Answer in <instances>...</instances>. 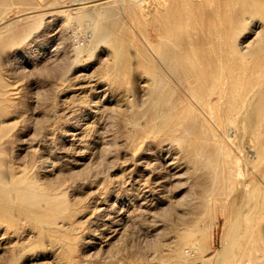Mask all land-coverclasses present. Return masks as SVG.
Listing matches in <instances>:
<instances>
[{
    "label": "bare ground",
    "instance_id": "6f19581e",
    "mask_svg": "<svg viewBox=\"0 0 264 264\" xmlns=\"http://www.w3.org/2000/svg\"><path fill=\"white\" fill-rule=\"evenodd\" d=\"M33 1L0 0V59L1 55L4 52L6 53L9 47L12 48L11 52L17 56L20 47L28 42L25 34L33 28L31 24L23 26L20 19L6 21L5 15L12 11L16 4H23L28 7ZM59 1H63L64 4L61 6L58 4L56 8L53 7L54 9L47 17H53L54 21H58L62 16L65 18L77 15L79 16L77 22L80 21V25L81 23L83 24L82 20H80L81 16L86 21L84 24L87 23L88 26V23H90L89 27H92L91 32L88 33L82 30L85 31L83 34L70 29L72 34L67 36L74 37L76 33L80 34L76 41L73 40L70 43V53H72V59H74L75 63L73 64L74 69L72 76L66 75L62 81L58 82L61 91L63 90L65 93L64 96L66 98L70 97L73 103L79 107L78 114L74 113L76 117L78 115L83 120H86L85 123L80 121H74L71 124L66 123L70 127L69 131L72 132V142H78L79 150H81V147L83 149L78 152L77 156H82L83 159L91 147L90 143L92 141L89 143L88 139L86 140L89 132L87 127H90L89 125L94 120L90 118L96 117L101 107L111 104L112 99L118 109L122 108V106L125 107V105L129 108L130 106L135 107L128 95L137 88L135 83L136 79L138 80L139 78L140 89H138L141 91L140 95L141 93L143 94L144 99L140 100L142 101L141 103L137 101L139 96L137 97L138 99H135L138 106H143L141 111L145 121L141 122L143 120L141 115L140 121L137 120L135 124L132 121L134 127L128 133V140H126L132 149L130 152L131 157L139 162L142 159H146L148 156L145 152H142L144 142L159 131L165 130L172 134L174 140L182 144L181 146L179 145L180 152L182 148L187 146L191 148V146H195L200 141L202 146H196L194 153L198 157L202 155L203 158L213 163V166L215 165L214 171L221 166L222 179H224L221 193L229 199V203L226 206L228 209L227 231L224 240L222 238L221 247L217 248L214 255L208 259L209 264H238V257L243 253L254 256L246 259L244 264H255L257 261L264 263V235L262 229L264 223V0ZM118 11L128 14L129 17L124 19L132 18L134 23L138 24L145 33L148 32L147 25L152 23L155 32L152 45L155 47L156 59L160 61V64L152 59L146 64L143 61H137L138 58H136L137 62L134 63L135 55H133L132 49L130 50L127 47V41L110 36L112 34L109 31L111 28H105L103 26L104 23L101 22L106 19H113V16ZM31 12L34 13L35 11ZM249 14H252V16H247ZM257 14L260 16L257 17ZM21 16L25 24H29L38 15L37 13L35 15L24 13ZM244 21L247 22V25H250L252 30L244 32L246 34L241 35V37L239 33L245 29ZM70 22L72 23V21ZM51 23L53 24V22ZM101 24L103 25L100 28ZM98 27L101 33L96 32ZM113 27L116 28L117 24L116 26L113 25ZM62 30V27L57 30H50V34L48 33L50 36L48 38L49 43L59 45L63 42L65 31L63 32ZM38 36L40 35H36L34 39L29 41H36ZM100 45L107 48V56L104 65L102 64L103 66L97 73L98 75H95L94 72L90 71L93 64L82 62V57L86 54H92L95 48ZM52 48L54 50V47ZM7 87L6 79L0 73V252L3 251V254H0V264H20V252L35 246V241H33L34 231L32 229L39 228L37 236H42L41 239H43L44 235L41 233H44L45 225H48L52 240L55 243L54 245H56L54 249L58 255L54 264H93L88 259L92 255L93 250L97 247L98 250H102L104 246L106 248L111 247L114 245L115 238L123 232L121 227H113V220L109 212L111 208H108L109 205L107 203L108 191L98 189L90 200V214L88 213L90 224L88 230H86L85 246L83 245L85 255L81 256L85 258L76 259L74 252L79 250V245L77 246L78 243L76 244V242L78 241L75 240L78 236H74L72 232L76 225H74L72 219L75 207L64 199L62 186L56 185L58 182L54 183L56 185L54 186L45 182L35 181L29 176L30 165H28V162L20 164L16 160L18 163H9L6 161L7 157L4 158V146L7 141L10 142L9 133L11 128V123H6L4 118L8 116L9 110L16 105L11 97L12 92ZM88 91L90 93L93 92L91 97ZM78 110L75 109V111ZM51 122L53 123V121ZM82 124L85 126L81 127V131L78 132ZM118 124L120 123L118 122ZM51 125L50 129L53 126ZM218 130L227 131V135H224L227 138L233 133V136L238 141V150L232 152L224 144L222 136L217 132ZM69 131L67 129L64 130L65 134L62 137L65 140L69 137ZM119 131L121 132V130ZM157 142L161 143L162 140ZM246 142L249 143V146ZM211 144L213 147H210ZM180 152L175 153L172 159H166L165 162L167 167L173 170V178L177 179L181 177L182 166L193 158L188 152L185 156L181 155ZM152 153L154 152L148 151V154ZM5 155L7 156V154ZM38 155L40 156V154ZM37 158L39 159L38 156ZM8 159L11 160L10 158ZM241 159L246 161L247 166L252 164L255 169L243 168L240 163ZM12 161L15 162L14 160ZM41 163L44 166L45 160H41ZM36 165L35 167H37ZM35 167L32 165L31 168L35 169ZM51 167L55 166L52 165ZM41 168L44 167L41 166ZM35 176L33 178H36ZM163 177L160 175V171L154 177L157 188L165 186ZM133 181L134 188L130 186L128 191L137 190L144 197L147 196L145 195L146 190L139 187L140 185L143 186L141 178L133 179ZM60 184L62 183L60 182ZM130 184L132 185V183ZM137 184L139 185L138 187L135 186ZM142 195H137L136 199L138 200ZM191 195L193 196L194 194ZM140 204H143V201ZM203 209L204 211L202 212H205V208ZM153 228L152 230H154L156 236L164 233L156 224ZM257 232L258 235H256ZM82 233L84 234V232ZM190 236L189 232L177 231L172 238L164 242L161 264H187L188 259H190L188 257L191 254H186L183 243L179 242V238L189 240ZM247 243H250L249 248L246 247ZM40 245L37 243V246ZM43 245L46 247V244ZM193 248L194 252L195 247ZM155 257V253L148 256L150 260ZM83 261L84 263H82ZM205 262L203 259L202 264H205ZM109 264L117 263L112 262Z\"/></svg>",
    "mask_w": 264,
    "mask_h": 264
},
{
    "label": "rangeland",
    "instance_id": "374dc122",
    "mask_svg": "<svg viewBox=\"0 0 264 264\" xmlns=\"http://www.w3.org/2000/svg\"><path fill=\"white\" fill-rule=\"evenodd\" d=\"M58 4L61 6L64 4V2H60L59 0H34L33 3L30 4L31 6L28 5V7L27 5L16 4L14 9L9 12L10 14L7 13L5 15L6 21L20 19L23 26H27L30 24L33 25L32 30L34 32L31 30L27 32L28 34H25L28 42L27 44L25 43L20 47L17 56H15L11 52L12 48L9 47V49L7 48V52H4L5 54L3 53L1 55L0 59V73L6 79V83L8 85L7 88L12 92L11 97L16 104L9 110L8 116L5 117L6 119L4 118L6 123H11L9 133L10 142L7 141L4 146V158L7 157L6 161L9 163L19 162L20 164H26L28 162V165H30L28 170L29 176L35 181L45 182L50 185H54V183L58 182L56 183V185L62 186L64 199L73 207H75L73 210L72 219L74 225H76L73 229L74 231L72 232L74 236H78L75 240L78 241L76 242V244L78 243L77 246L79 245V252H74L76 259L85 258L81 256L85 255L84 239L87 234L86 230H88V226L90 224V221L88 220V216L90 214V200L98 189H103L102 191H108L107 203L109 206H107L108 208H111L109 209V212L111 219L113 220V227H121V230H123V232L121 231L122 234L115 238V241L113 243L114 245L108 247L109 249L104 246L102 247V250H98V247L95 249L96 251L93 250V253H91L92 255L90 256L91 258L87 257L93 264H109L112 262L117 264H161L164 242L172 238L173 234H175L177 231H185L191 234L189 240L179 238V242L183 243L186 254H191L188 257L190 259H188L187 264H202L203 259L204 261H206L205 264H209L208 259L214 255L217 248L221 247L228 225V209L226 208V206L229 203V199L221 193V189L224 185V179H222V170L220 169L221 166L218 167L216 171H214L215 165L213 166V163L209 162L206 158H203L202 155L199 157L195 155V147L202 146L200 141H198L195 146H191V148L188 146L186 148H182L180 152L179 145L181 146L182 144L177 140H174L172 134H169L165 130L159 131L156 135H153L145 140L144 146L147 149L143 146L144 149L142 152L146 153L148 159H142L141 162H139L131 157L132 155L130 154V152L132 149L131 147H129V142L126 140H128V133L133 130V125L135 124V122H137V120H141V108H143V106H138L137 101L139 102L140 100L144 99L143 94L141 93L140 95L141 91L139 90V78L138 80L136 79L135 83L137 87L135 91L137 90L136 92L138 94L134 91L131 94L129 93L128 95L130 101L132 100V104H134V106L137 108L135 109V107L133 108V106H130L129 108L125 105V107L122 106V108H119V111L113 99V103L111 102V104L105 107H101L102 109H99L97 116L90 118L91 120L94 119L91 124L92 126L89 125L90 127H87L89 134L87 133L86 140L88 139L87 141H89V143L92 141L90 143V146L92 148H89L88 153L86 154V156H84L83 159L82 156H77L78 152L83 149L81 147V150H79L78 142H72V132L69 131L70 127H68L66 123L71 124L74 121L85 123L86 120H83L82 117L80 118V116L78 115L76 117V114L74 113L76 112L78 114L79 107L73 103L70 97L66 98L64 96L65 93L63 92V90L61 91L58 82L62 81L66 77V75L72 76L73 73V64L75 63L74 59H72V53H70V43L73 40L76 41L77 37H79L78 35L85 33V31L86 33L91 32L92 27H89L91 25L90 23H88V26L87 23L84 24L86 21L80 16V20H82L81 22H83V24L81 23V25L83 26H81L80 21L77 22V19L79 18V16L77 15H72L65 18L64 16H62V18L58 21H54L53 17H47L54 8L58 7ZM31 11L35 12L33 13ZM41 11H44V13H42ZM24 13L28 15H35L37 13L38 16L36 19L30 21L29 24H25V22L22 20L23 17L21 16ZM252 14H249L247 16H252ZM115 15L113 16V19H111L112 22L110 19H106L105 21L103 20L101 23H104V25L101 24L100 28L102 27V25L107 29L111 28L109 30L112 33L110 34L111 37H117L127 41V47L130 50L132 49V53H134L133 55H135V61H133L134 63L137 61H143L147 64L152 59L156 63L160 64V61L156 59V52L154 50L155 47H153L152 45V41L155 38V32L152 23H149L147 25L148 32L145 33L140 29L138 24L134 23V20L132 18H129L132 20L124 19L125 17H129L128 14L118 11V13H116ZM256 16L259 17L260 15L257 14ZM119 17L120 19H118ZM69 20L72 21V23ZM125 20L127 22L126 24ZM108 21H110L111 23ZM113 21L117 22L113 24ZM51 22H53V24ZM128 22L131 23L129 24ZM61 23L63 24V26ZM75 23L79 24L76 25ZM243 23L246 29L249 24L247 25L246 21H244ZM116 24L117 27L112 28V26H116ZM60 27L63 28V32L65 31L63 34V42H61L59 45L49 43L48 38L50 37V30H57L60 29ZM128 27H130L131 30H129L130 28ZM70 29L81 33H76V36L74 37L67 36L68 34H72ZM245 29L239 33V36L246 34L244 32H250L252 30L250 28V25L247 30ZM96 32L101 33L99 27ZM35 33L36 35L39 34L40 36H38L37 40L34 42L29 41L34 39V37L36 36L34 35ZM66 43L68 44V46ZM56 46L58 47L56 48ZM52 47H54V50ZM98 47V49L95 48L92 54H86L82 57V62L93 64L90 71L94 72L95 75L104 65L107 56V48L103 45H100ZM136 58H138L137 61ZM89 91L88 93L91 97L93 92L90 93ZM135 98L138 100L136 101ZM141 102L142 101H140L139 103ZM75 109L78 111H75ZM11 110H14L13 113ZM131 117L133 120L130 119ZM144 119L145 118H143L141 122H144ZM51 121H53V123ZM132 121L134 122V124ZM118 122L120 124L122 123L121 126H119L120 124H118ZM49 124L53 125H51V129ZM84 126L85 125L82 124V126H80V128L78 129V132H80ZM124 127L125 129H123ZM65 128L69 131V137L68 139L66 138V140L62 137V135L65 134ZM119 130H121L122 133ZM217 132L222 136L224 144L228 146L232 150V152H234V150H238V141L233 136L232 132H230L232 133V135L228 138L224 136L227 135V131L218 130ZM161 140V143L157 142ZM93 142L97 143L94 144ZM171 144L173 147L171 146ZM212 144L210 145V147H213ZM246 144L248 145L249 143L246 142ZM175 150L177 151L175 152ZM148 151L154 153L148 154ZM178 152H180L183 156H185V154L188 152L193 157L192 160L187 161L186 164L182 166V171L180 173L182 179L181 177L179 179L173 178V170L169 169L165 164L166 159H172V157L175 156V153ZM5 154H7V156ZM38 154H40V156ZM37 156L39 157V159L37 158ZM8 158H10L11 160H9ZM40 158L41 160H45L44 166L42 165ZM74 159L77 161H75ZM12 160H14L15 162H13ZM32 162L35 163L33 164ZM240 163L245 169H255L252 164H249L247 166L244 159H241ZM35 164H37V167H35ZM32 165L33 167H35V169L31 168ZM52 165H54L55 167H51ZM41 166L44 168H41ZM159 171L160 175L164 176L163 178L165 180V186L163 188H157L155 185L156 179L154 177L157 176ZM33 175H36V178H33ZM137 178H141V184H143V186H139L138 184L135 186H139L141 189L146 190L145 195L147 196L145 197L141 194V192L138 193L137 190H133V192L128 191V189H130V186L134 188L133 179L135 180ZM60 182L62 184H60ZM130 183H132V185ZM136 194L138 196L142 195V197L137 200ZM191 194L194 195L192 196ZM141 200L143 201V204H140V202H142ZM203 208H205V212H202L204 211ZM198 216L200 217L199 219ZM155 224L159 226L160 230L164 231V233L159 235L160 237L156 236L154 230H152L154 229L153 227ZM168 226L170 227L167 228ZM45 227L46 229L44 230V233H41L42 235H44L43 239L45 240L41 239L42 236H37L39 228L32 229V231H34V240H32L35 241V246H33L35 249L32 247L30 249L21 251L19 258L20 264H43V262L44 264L55 263V259H57L56 256L58 255L55 253L56 250L54 249L56 245H54L55 243L52 240L53 238L51 236L50 230L48 229V225H45ZM262 229L264 235V223L262 225ZM82 232H84V234ZM256 235H258V232L256 233ZM39 242L40 244L42 242L43 244H46V247L43 244H41V246ZM37 243L40 246H37ZM249 246L250 243H247L246 247L249 248ZM193 247H195L196 252H193ZM80 252H83L84 254H81ZM153 253L156 254V257L150 260L148 256L153 255ZM0 254H3V251H1ZM253 257L254 256L252 254L250 255L247 253H243L239 255V259L237 260V262L238 264H244V261L246 259H250ZM84 261L82 263H84ZM257 262H255V264H264L263 262Z\"/></svg>",
    "mask_w": 264,
    "mask_h": 264
}]
</instances>
